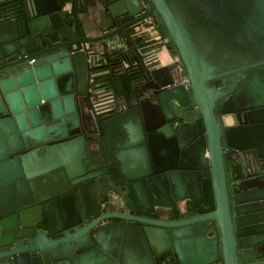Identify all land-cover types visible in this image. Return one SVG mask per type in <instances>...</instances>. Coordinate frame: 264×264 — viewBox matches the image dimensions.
<instances>
[{
	"label": "water",
	"instance_id": "water-1",
	"mask_svg": "<svg viewBox=\"0 0 264 264\" xmlns=\"http://www.w3.org/2000/svg\"><path fill=\"white\" fill-rule=\"evenodd\" d=\"M0 264H264V0H0Z\"/></svg>",
	"mask_w": 264,
	"mask_h": 264
},
{
	"label": "flooded vegetation",
	"instance_id": "flooded-vegetation-1",
	"mask_svg": "<svg viewBox=\"0 0 264 264\" xmlns=\"http://www.w3.org/2000/svg\"><path fill=\"white\" fill-rule=\"evenodd\" d=\"M148 27H153V25H149ZM147 28V27H146ZM145 28V29H146ZM153 30V29H152ZM153 32L155 33V37L156 38H151L149 34H145V35H149L148 38H145V35L143 36L144 40L145 41H149L150 45H151V48L153 50L156 51L155 56H157L156 60L155 61H158V49H159V44L164 40L163 38H161L157 33L156 31L153 30ZM219 85H221V82L216 80L213 82V86L214 87H218ZM234 93H236V90L232 93V95H234ZM238 110V109H237ZM234 111V113L232 114H227L226 117H227V122L226 124L227 125H238L242 122H245L247 121L246 117L243 115V113L241 111Z\"/></svg>",
	"mask_w": 264,
	"mask_h": 264
},
{
	"label": "crops",
	"instance_id": "crops-1",
	"mask_svg": "<svg viewBox=\"0 0 264 264\" xmlns=\"http://www.w3.org/2000/svg\"><path fill=\"white\" fill-rule=\"evenodd\" d=\"M150 31L148 34L150 35L151 38H156L155 33L153 32L152 27H147ZM90 34H95V32H91ZM162 43V42H161ZM161 43L159 44V49H158V61L160 65H163L165 63L171 64L176 61L175 57L172 56L171 52L165 47L161 46Z\"/></svg>",
	"mask_w": 264,
	"mask_h": 264
},
{
	"label": "rangeland",
	"instance_id": "rangeland-1",
	"mask_svg": "<svg viewBox=\"0 0 264 264\" xmlns=\"http://www.w3.org/2000/svg\"><path fill=\"white\" fill-rule=\"evenodd\" d=\"M148 37H149V35H145V38H148ZM167 65H168V63H165V64H163L162 66L166 69ZM165 73H166L169 77L172 76V75L174 74V72H173L172 70H167V69L165 70ZM237 97H238V99H237V101H238V103H237V107H238V108H242V107L245 105V104H244V100H243L241 94H238ZM230 108H231V106H230ZM225 119H226V122H227V117H226Z\"/></svg>",
	"mask_w": 264,
	"mask_h": 264
},
{
	"label": "trees",
	"instance_id": "trees-1",
	"mask_svg": "<svg viewBox=\"0 0 264 264\" xmlns=\"http://www.w3.org/2000/svg\"><path fill=\"white\" fill-rule=\"evenodd\" d=\"M232 166H233L234 169H235V175H236V177H238V176L241 174L240 171H239V166H238V164L232 162Z\"/></svg>",
	"mask_w": 264,
	"mask_h": 264
},
{
	"label": "built area",
	"instance_id": "built-area-1",
	"mask_svg": "<svg viewBox=\"0 0 264 264\" xmlns=\"http://www.w3.org/2000/svg\"><path fill=\"white\" fill-rule=\"evenodd\" d=\"M185 81V80H184Z\"/></svg>",
	"mask_w": 264,
	"mask_h": 264
}]
</instances>
